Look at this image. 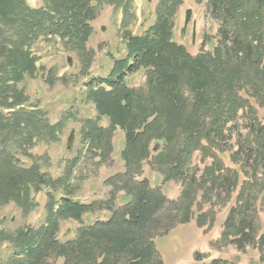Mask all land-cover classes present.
I'll return each mask as SVG.
<instances>
[{"label": "trees", "instance_id": "16d2710c", "mask_svg": "<svg viewBox=\"0 0 264 264\" xmlns=\"http://www.w3.org/2000/svg\"><path fill=\"white\" fill-rule=\"evenodd\" d=\"M42 1L43 6L34 8L28 0H0V208L13 202L29 214L37 206L33 192L47 190L45 223L16 229L0 225V241L11 246L8 263L49 264L62 259V264H164L156 238L164 228L161 212L174 201L137 176L143 163L151 161L163 182H189L182 191L183 198L191 196L183 205V220L189 222L199 185L190 175L197 152L204 159L213 158L204 172L211 181L205 195L217 189L230 194L239 186L240 171L247 175L222 238L233 235L231 242L241 248L253 243L257 232L250 208L264 197V123L251 101L264 107V0H208L218 30L214 36H203L195 55L174 38L182 0H160L154 23L141 35L126 34V57L116 59L105 77L87 82L86 100L95 105L97 117L83 120L84 147L58 178L42 171L32 150L42 141L58 142L70 115L64 113L52 123L46 112L25 106L29 96L19 84L41 69L34 50L40 41H63L80 55L86 73L94 58L87 46L94 33L92 23L103 2ZM105 1L128 14L134 0ZM142 69L145 85L131 87L127 77ZM103 117L109 118L107 128L100 125ZM118 127L126 138L121 152L126 170L108 179L114 181L111 197L92 203L75 200L80 189L76 168L85 156L106 160ZM234 138L230 157L239 167L225 174L216 151L225 152V142ZM157 143H162V150L154 149ZM19 155L32 158L33 164L21 166ZM119 192L124 197L117 207ZM103 207L110 210L107 219L82 224L73 239L59 240L62 221L82 223L85 215ZM208 219L201 213L197 222L204 226ZM259 242L263 249L264 233ZM206 264L228 263L213 259Z\"/></svg>", "mask_w": 264, "mask_h": 264}, {"label": "rangeland", "instance_id": "374dc122", "mask_svg": "<svg viewBox=\"0 0 264 264\" xmlns=\"http://www.w3.org/2000/svg\"><path fill=\"white\" fill-rule=\"evenodd\" d=\"M160 0H134L128 14L113 5L102 0L99 16L93 21L94 33L88 42V48L93 51V63L91 68L84 73V64L77 51L65 46L63 41L54 39L49 42L40 41L34 50L38 55V66L41 67L35 77H26L19 86L26 91L29 102L26 107L39 108L46 112L49 120L56 123L66 113L70 115L65 128L59 135L58 142H39L32 150L39 160L43 172L50 173L53 178L63 175L69 159L75 157L84 145L81 142V128L84 119H95L97 111L95 105L86 100V84L94 77H105L111 70L116 59L124 58L127 54L126 34L141 35L151 26L155 19V8ZM208 0H182V5L175 16L174 38L186 46L192 54L200 52L205 34L216 35L218 22L209 15ZM34 8L43 6L42 0H28ZM188 11H191L190 21L185 27ZM195 39L193 41V33ZM212 46L208 44L205 50ZM70 60V61H69ZM50 73V74H49ZM145 71L142 69L127 77L131 87H143L145 85ZM258 111L259 119L264 123V107L251 99ZM69 112V113H68ZM109 118H101L100 125L109 126ZM73 132L71 148L68 147L69 137ZM243 132V131H242ZM245 133V132H244ZM237 136V134H235ZM125 133L119 127L116 128L112 139V150L106 160L90 156L83 157L80 165L74 172L80 182V189L74 199L83 203L107 200L114 191V181L109 178L123 173L126 170L125 160L121 152L125 145ZM235 143V138L227 140L224 144L226 151L218 150L216 154L223 161L226 170L224 173L236 171L239 164L235 163L230 153ZM157 150L163 149L162 143L154 144ZM154 146V147H155ZM48 156V158H47ZM20 165L29 167L33 159L27 155H19ZM216 157L215 159H219ZM213 162V158L204 159L197 152L192 160L194 179L199 181L194 194V206L191 220H183L185 203L191 198L182 197L183 186L188 187L178 179L163 182L164 177L160 170L151 161L144 162L142 174L137 178H147L152 187H160L173 203L167 204L162 210L160 220L164 224L156 238L157 250L161 254L164 264H206L213 259H222L228 264H264V248L259 247V236L264 233V197L251 205L250 213L254 219L256 239L253 243L239 247L231 242L234 236L222 238L225 230V221L232 208L239 205L237 196L239 188L247 175L241 170L239 173V186L228 192L220 189L213 190L209 195L211 181L204 177V172ZM206 179V183L204 180ZM116 185V184H115ZM59 194V193H58ZM116 206L123 203L124 192H119ZM33 199L37 203L36 208L29 214H24L22 209L13 202L0 208V225L8 229H16L21 226L39 227L46 221L47 190L33 192ZM201 213L209 215L204 226L198 224L197 217ZM175 215V217H171ZM110 216L107 207L96 209L85 215L82 223L73 219L61 222L60 231L57 233L61 241L73 239L78 228L83 224L88 225L96 220H105ZM169 216V217H168ZM211 221H214L211 223ZM163 234L164 230H168ZM8 242L0 241V264H9L8 257L11 246ZM49 264H62V259H51Z\"/></svg>", "mask_w": 264, "mask_h": 264}, {"label": "water", "instance_id": "95a60500", "mask_svg": "<svg viewBox=\"0 0 264 264\" xmlns=\"http://www.w3.org/2000/svg\"><path fill=\"white\" fill-rule=\"evenodd\" d=\"M190 18H191V11H188V14H187V18H186V22H185V27H187L189 21H190ZM195 39V32L193 33V41ZM70 61V60H69ZM72 141H73V132L71 134V136L69 137V142H68V147L71 148V144H72ZM157 146H155V150H157Z\"/></svg>", "mask_w": 264, "mask_h": 264}]
</instances>
